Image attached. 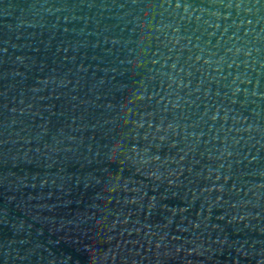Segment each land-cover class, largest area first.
<instances>
[{"label": "water", "instance_id": "obj_1", "mask_svg": "<svg viewBox=\"0 0 264 264\" xmlns=\"http://www.w3.org/2000/svg\"><path fill=\"white\" fill-rule=\"evenodd\" d=\"M0 264H264V0H0Z\"/></svg>", "mask_w": 264, "mask_h": 264}]
</instances>
